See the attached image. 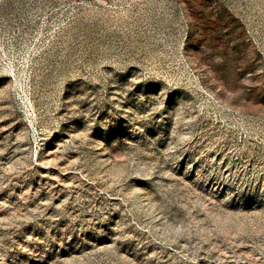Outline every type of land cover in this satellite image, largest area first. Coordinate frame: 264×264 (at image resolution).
<instances>
[{
  "label": "rangeland",
  "instance_id": "rangeland-1",
  "mask_svg": "<svg viewBox=\"0 0 264 264\" xmlns=\"http://www.w3.org/2000/svg\"><path fill=\"white\" fill-rule=\"evenodd\" d=\"M0 264H264V0H0Z\"/></svg>",
  "mask_w": 264,
  "mask_h": 264
}]
</instances>
